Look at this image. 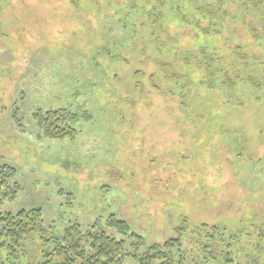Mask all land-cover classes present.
<instances>
[{"label": "rangeland", "instance_id": "rangeland-1", "mask_svg": "<svg viewBox=\"0 0 264 264\" xmlns=\"http://www.w3.org/2000/svg\"><path fill=\"white\" fill-rule=\"evenodd\" d=\"M56 109L74 135L45 134ZM2 166L0 211L40 208L46 237L95 224L138 264L113 220L184 250L206 224L264 264V0H0Z\"/></svg>", "mask_w": 264, "mask_h": 264}, {"label": "trees", "instance_id": "trees-1", "mask_svg": "<svg viewBox=\"0 0 264 264\" xmlns=\"http://www.w3.org/2000/svg\"><path fill=\"white\" fill-rule=\"evenodd\" d=\"M241 58L246 60L247 55L242 54ZM208 67L211 68V62ZM232 85L233 81L229 89ZM252 85L259 87L260 84L253 79ZM38 116L39 125L44 126L45 134L51 138L59 139L76 133L70 124L73 115L65 109L48 110ZM13 173L14 169L11 167H0V199L15 195L17 186L9 183ZM110 225L119 234L127 236L130 233L133 237L132 244L137 251L138 264H241L233 259L230 247L223 245L222 239L229 241L224 235L219 234L222 239L214 247V234L218 231L216 227L210 229L206 224L201 227V230L207 232L206 240L200 244L201 248L198 245L191 250L182 248V228H176L177 234L173 238L146 245L141 236L129 231V226L124 221L115 219ZM209 230L212 232L209 233ZM34 236H39L37 248L40 259L37 262L31 259L30 263L27 259L30 253L26 242ZM262 240L264 241V237ZM261 242L258 244H262ZM127 254L125 239H118L98 229L95 224L84 231L78 224H70L61 235L46 237L40 208L21 209L15 213L0 211V264H122ZM258 257H251V264H258Z\"/></svg>", "mask_w": 264, "mask_h": 264}]
</instances>
